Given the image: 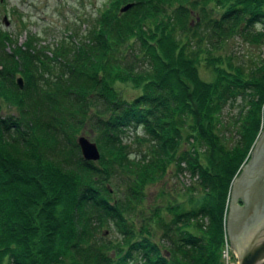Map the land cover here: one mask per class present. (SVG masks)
<instances>
[{
  "label": "trees",
  "instance_id": "1",
  "mask_svg": "<svg viewBox=\"0 0 264 264\" xmlns=\"http://www.w3.org/2000/svg\"><path fill=\"white\" fill-rule=\"evenodd\" d=\"M259 23L264 0H110L80 40L28 33L6 52L0 35V103L14 109L0 113V264H220L231 184L262 130L264 53L242 64L212 49L259 46ZM85 128L96 161L76 143ZM169 167L194 182L166 218L145 198Z\"/></svg>",
  "mask_w": 264,
  "mask_h": 264
},
{
  "label": "rangeland",
  "instance_id": "2",
  "mask_svg": "<svg viewBox=\"0 0 264 264\" xmlns=\"http://www.w3.org/2000/svg\"><path fill=\"white\" fill-rule=\"evenodd\" d=\"M109 1L110 0H0V35L6 34L7 36V41L4 43V51L10 52L15 46L23 44L28 33H34L38 37V45L50 48L55 47L61 40H68V36L70 35H75L74 38L80 40L85 31L90 27L92 19L105 8ZM197 11L196 9L192 11V18L196 16ZM216 14V12H213V15ZM3 16H5L8 22L7 24H4L2 20ZM263 26L264 24L259 23L255 27L256 29H260ZM212 50L213 53L222 58L230 56L233 63L249 64L252 58L264 53V42L259 44V46H250L242 42L237 36H234L227 41H223L220 46L215 43ZM198 64L200 77L205 80L210 79L211 75L207 71L204 61L200 60ZM18 76L19 75L16 77ZM118 88L120 89L121 95L127 99L132 98L140 92L139 88H134L130 84H118ZM236 109L235 104L232 107L225 106L222 111L223 119L225 120V118L230 116ZM0 113L2 115L13 114L14 109L12 106H8L1 102ZM137 133L140 134V131L137 130ZM80 135H84L92 141L94 132L89 128H85L77 137ZM121 138L124 143L131 145L133 138L132 130L127 129ZM171 168L172 167L168 168V171L164 174L162 179L147 186L145 198L150 206H160L161 212L166 218L170 217L169 212L166 211L165 208L166 204L169 206L168 203L175 204L180 202L184 208L189 207L188 198L191 194L185 190V187L191 182H194L187 172L183 171L178 175H174ZM109 185H111V189L113 190L116 188V186L113 187V185H120L119 189H121V184L117 180H111ZM159 192H163L161 198H158ZM193 196H197V193H194ZM136 224H139L138 220ZM102 230L105 231L103 234L105 238L111 240L117 238V232H115L112 227L109 229L103 228ZM159 234L160 229H157V237ZM131 264H139V258H135Z\"/></svg>",
  "mask_w": 264,
  "mask_h": 264
},
{
  "label": "water",
  "instance_id": "3",
  "mask_svg": "<svg viewBox=\"0 0 264 264\" xmlns=\"http://www.w3.org/2000/svg\"><path fill=\"white\" fill-rule=\"evenodd\" d=\"M130 6L131 3L122 5L119 13ZM2 20L8 23L5 16ZM15 82L19 89L23 87L21 76ZM76 143L84 160L99 158L95 142L80 135ZM225 227L237 264H264V110L262 130L248 160L232 181Z\"/></svg>",
  "mask_w": 264,
  "mask_h": 264
},
{
  "label": "built area",
  "instance_id": "4",
  "mask_svg": "<svg viewBox=\"0 0 264 264\" xmlns=\"http://www.w3.org/2000/svg\"><path fill=\"white\" fill-rule=\"evenodd\" d=\"M220 264H237L236 254L234 253L228 241L226 234L223 236L220 248Z\"/></svg>",
  "mask_w": 264,
  "mask_h": 264
},
{
  "label": "clouds",
  "instance_id": "5",
  "mask_svg": "<svg viewBox=\"0 0 264 264\" xmlns=\"http://www.w3.org/2000/svg\"><path fill=\"white\" fill-rule=\"evenodd\" d=\"M131 158V157H130Z\"/></svg>",
  "mask_w": 264,
  "mask_h": 264
}]
</instances>
